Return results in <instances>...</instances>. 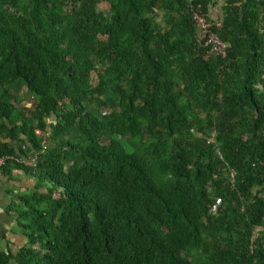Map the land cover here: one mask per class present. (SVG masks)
I'll return each instance as SVG.
<instances>
[{
	"label": "trees",
	"instance_id": "1",
	"mask_svg": "<svg viewBox=\"0 0 264 264\" xmlns=\"http://www.w3.org/2000/svg\"><path fill=\"white\" fill-rule=\"evenodd\" d=\"M223 1L0 0V264H264V0Z\"/></svg>",
	"mask_w": 264,
	"mask_h": 264
},
{
	"label": "built area",
	"instance_id": "2",
	"mask_svg": "<svg viewBox=\"0 0 264 264\" xmlns=\"http://www.w3.org/2000/svg\"><path fill=\"white\" fill-rule=\"evenodd\" d=\"M192 20L197 30V40L200 46L206 49L207 56L216 55L220 57L227 56V49L229 45L222 41V39L218 36L216 31L213 30L214 27H219V23H214L210 21L207 15L204 13L201 5H192ZM36 134L43 136L45 134L39 130L36 131ZM46 140V139H45ZM43 141V144H46V141ZM25 149V147H23ZM11 159V157H0V166H3L6 161ZM37 156L34 153H30V157L22 158L20 161L25 165L35 166L37 161ZM219 205V201L215 206L210 209V212L215 214L217 210V206Z\"/></svg>",
	"mask_w": 264,
	"mask_h": 264
},
{
	"label": "crops",
	"instance_id": "3",
	"mask_svg": "<svg viewBox=\"0 0 264 264\" xmlns=\"http://www.w3.org/2000/svg\"><path fill=\"white\" fill-rule=\"evenodd\" d=\"M223 5H224V1L223 0H215V5L212 6L211 12H210L211 13L210 17L213 20L218 21V20L222 19V17H223V9H222ZM15 176H16V179H21L22 181H24L25 179L27 181L28 180H34V179H31L30 177H27L26 175H22L20 173H16ZM23 177L25 179H23ZM33 182L35 183V181H33ZM7 184L8 183H7L6 180L0 181V210L2 211V214H3V215L0 216L1 218H3V219H1L2 229H3V231L6 232V234L8 236V240L11 243H24V241H25L24 236H22V234H20L18 236V235H16L18 233H15L13 231L14 227L16 226V222H14V225L7 226V224H9V223H7L5 225V221L9 217L8 215H5V214H7L5 212V209L11 203L12 199L16 195V192H14L13 189L9 188ZM30 185H31V182H30ZM27 188H31V187L30 186H26L25 189H27ZM20 189H21L20 191H22V185H20ZM12 235H14V236H12ZM3 243H7V241L3 240Z\"/></svg>",
	"mask_w": 264,
	"mask_h": 264
},
{
	"label": "rangeland",
	"instance_id": "4",
	"mask_svg": "<svg viewBox=\"0 0 264 264\" xmlns=\"http://www.w3.org/2000/svg\"><path fill=\"white\" fill-rule=\"evenodd\" d=\"M18 103L20 104V105H23V106H25V107H27V108H31L32 107V105H31V103H30V98L28 99L27 98V96H20L19 97V99H18ZM43 135V137H44V140L47 138V136H48V134H42ZM47 140L48 139H46L45 141L47 142ZM22 175H24V174H22ZM23 179H25L24 177H23ZM17 181H19V182H10V183H8L7 185H8V187L9 188H11V189H13V191L14 192H16V195L18 194V193H21V192H25V191H28L27 189H25V187L26 186H30L31 188L32 187H34V180H24V181H22L21 179H17ZM21 181V182H20ZM30 182H31V185H30ZM20 185H22V191H20L21 189H20ZM4 186V185H3ZM1 215H3L2 214V211L0 210V216ZM5 215H7V214H5ZM4 217V216H3ZM1 219H3V218H1ZM4 221V220H3ZM14 222H15V220H14V218H12V217H8L7 219H6V221H5V225L7 224V223H9V224H7V226H9V225H14ZM13 231L15 232V233H18V234H16V235H20L21 233H19V232H21L20 230H19V228H17L16 226L14 227V229H13ZM255 235H257V233H255ZM12 236H14V235H12ZM6 243H2V246H4ZM17 246H19L21 243H15ZM15 246V245H14ZM14 248H16V246L14 247Z\"/></svg>",
	"mask_w": 264,
	"mask_h": 264
}]
</instances>
